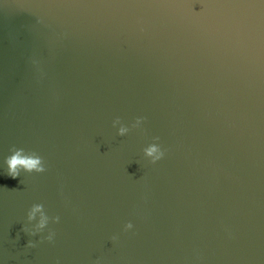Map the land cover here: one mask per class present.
Wrapping results in <instances>:
<instances>
[{"label": "water", "instance_id": "obj_1", "mask_svg": "<svg viewBox=\"0 0 264 264\" xmlns=\"http://www.w3.org/2000/svg\"><path fill=\"white\" fill-rule=\"evenodd\" d=\"M0 264H264V0H0Z\"/></svg>", "mask_w": 264, "mask_h": 264}, {"label": "clouds", "instance_id": "obj_2", "mask_svg": "<svg viewBox=\"0 0 264 264\" xmlns=\"http://www.w3.org/2000/svg\"><path fill=\"white\" fill-rule=\"evenodd\" d=\"M117 121H119V119H117ZM141 119L137 120V123L141 122ZM121 134H123L124 129L122 128L121 130ZM158 139V138H157ZM22 153H24L23 149H18L15 150V154L12 155L7 163H8V175L12 178V179H16L19 176V173L17 171L18 167H24L25 169H27L28 171H31L33 169H37V171L39 172H43L44 169L42 168H38L37 166L40 164V158L36 157L33 158L35 156V153L33 154H29V155H22ZM158 153L154 156V159L151 161L153 164L156 163L157 161L161 160L164 156V152L160 149L157 148L155 146L151 147L150 149L147 150V155L148 156H153V154ZM133 226L131 223L126 225V231L127 229H131ZM33 245L29 244V247H32Z\"/></svg>", "mask_w": 264, "mask_h": 264}]
</instances>
